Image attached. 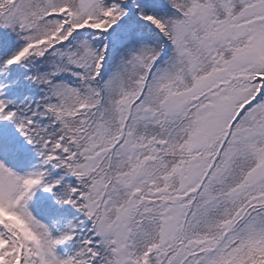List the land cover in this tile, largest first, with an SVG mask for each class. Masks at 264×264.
Wrapping results in <instances>:
<instances>
[{
  "label": "snow or ice",
  "instance_id": "6c2138e0",
  "mask_svg": "<svg viewBox=\"0 0 264 264\" xmlns=\"http://www.w3.org/2000/svg\"><path fill=\"white\" fill-rule=\"evenodd\" d=\"M0 264H264V0H0Z\"/></svg>",
  "mask_w": 264,
  "mask_h": 264
}]
</instances>
